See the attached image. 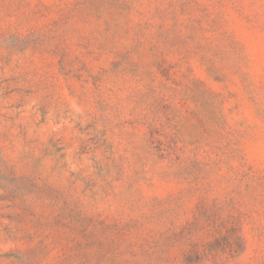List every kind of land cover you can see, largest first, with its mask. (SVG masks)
Returning <instances> with one entry per match:
<instances>
[{
  "label": "rangeland",
  "instance_id": "1",
  "mask_svg": "<svg viewBox=\"0 0 264 264\" xmlns=\"http://www.w3.org/2000/svg\"><path fill=\"white\" fill-rule=\"evenodd\" d=\"M0 264H264V0H0Z\"/></svg>",
  "mask_w": 264,
  "mask_h": 264
}]
</instances>
